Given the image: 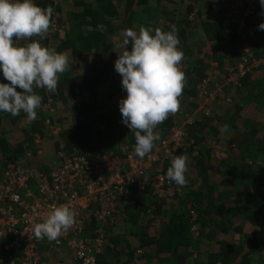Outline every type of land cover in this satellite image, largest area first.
<instances>
[{
    "label": "trees",
    "instance_id": "16d2710c",
    "mask_svg": "<svg viewBox=\"0 0 264 264\" xmlns=\"http://www.w3.org/2000/svg\"><path fill=\"white\" fill-rule=\"evenodd\" d=\"M33 2L41 8H46L49 5L53 7L52 0H33ZM124 2V12H121V7L114 4L113 0H77V6L81 10L72 12L69 19H67L68 14L71 12L66 10L65 5L60 4L58 7L60 21L57 14L54 13L52 25L56 26L59 31L64 30L67 33L66 40L62 41L59 47L63 50H70L69 56L72 61L77 66L80 64L78 71L76 68H72V65L70 66V61L68 70L63 73L64 77L58 79L56 94L53 95L44 88L40 89L38 94L42 97L41 113L37 111L38 108L35 120H28L23 111L17 116L0 113V169L5 168L4 164L8 163L26 169L32 176L29 186L34 191L40 179H50L51 175L61 168L62 163L58 157L61 152L69 158L83 157L90 160L99 154L115 153L119 155L122 148L128 147L134 150V131H129L127 137L123 139L121 138L124 133L118 136V141L121 139L118 144L119 148L115 147L117 139L113 132V124L117 121L116 118H122L119 103L126 97V92L111 80L116 74L113 62L118 56L111 51L125 45L124 32L126 29H133L137 33L141 26L153 29L150 22H155L158 14L151 16V12L144 10L142 13L148 14L147 20L138 19L131 14L134 0H124ZM254 4L255 16H257L260 9V12L264 9L261 8L259 0H255ZM195 5V7L188 6L185 15L179 16V27L176 29L180 40L179 48L183 53L186 51L185 44L190 42L188 32H192L193 28L198 27L196 21L201 23L202 18L199 17L202 16L199 9L202 8L203 3ZM206 5L207 9H211V2L208 1ZM195 8H198V11ZM216 11H218L219 21L216 19L215 22H206L205 26L208 27L206 31L209 38L215 42L214 47L221 48L226 40L222 31H226L227 35L230 33L231 38L234 37L236 25L232 23L229 16L234 19L237 17L233 16L229 7H224L220 0L216 1ZM58 22L65 25L63 29L58 27ZM224 22H228V28H224ZM171 28L172 26L167 29ZM58 34V32L55 33V35ZM244 34L247 40L241 41L239 34L237 40L239 45L243 46L247 41L251 43L254 59L262 60L264 63V57L260 56L258 51L255 53V47L264 50L259 44L260 42L253 43L250 35L246 34V30ZM47 35L49 36L47 42H50V32ZM55 35L54 37H56ZM222 37L224 41H220ZM30 39L26 38L25 40ZM13 40L15 46L24 47L21 46L20 40L15 37ZM126 48L131 50V43L127 44ZM222 59L223 57L217 59L221 65L234 68L233 65L227 63L228 59L224 62ZM196 61L197 66L192 71L198 74L195 75L198 79L204 78L205 65L203 63L205 60L202 58ZM260 66L259 70L264 71V64ZM251 72L252 70L238 79V86L226 87L219 94L217 100L219 105L225 100L228 101L227 96L230 95L228 104L232 105V111L227 113L229 117L225 115L226 113L215 116V108L218 107L215 105L217 101H213L205 108L210 110L211 116L218 123L219 128L216 127V133L226 127H231L234 131L233 136L226 144V155L229 154V160L224 163L221 160L217 172L220 173L224 168L232 172L231 165L237 161L241 163L234 167L237 170L235 174L228 172L231 178L223 180L220 186H229L233 191H240L243 195L258 192L260 201L264 203V124L258 127L251 122L259 120L257 111L252 113L254 120L241 116V112L246 106L244 101L252 100L256 103V109L264 108V86L255 87L256 82L264 84V75H259L260 78L254 80ZM0 76L2 77L1 74ZM204 79L191 90L198 94V87ZM0 83L9 82L3 78ZM104 84L107 85L104 87L106 89H102ZM243 89L247 90L245 93L247 96L240 102L237 98L238 92L242 95ZM17 91L22 90L17 88ZM49 93L51 96L48 95ZM187 93L189 92L187 91ZM70 104L73 105L76 116L73 125L69 124L67 128H63L67 117L63 116L65 114L60 108ZM52 107L56 109V114L54 113L53 119H50L46 117V111ZM95 116L98 117V120L92 122L90 119ZM181 116L177 113L178 118ZM199 116L204 117L203 114ZM236 121H238L237 124ZM171 125V122L162 124L163 134L160 136L159 133L158 142L166 137H168L167 141L171 139ZM50 127L62 129L60 135L53 136L48 131ZM185 132L186 142L182 144L187 142L190 144L182 146L181 149L173 152V155L166 153L162 143L157 144L162 148L156 159L159 166L155 169L156 173L153 174L152 181L145 187L142 195L133 197L131 201L124 204L123 209L117 210L118 213L114 214L111 220H107L104 225L96 218H93L88 224L86 230L89 237H95L101 227L107 235L103 252L96 255L97 264H118L122 261H125L124 264H233L243 260L241 256L244 260L248 259V252L245 253L247 249L237 243L234 237V243L229 245H225L222 241L218 242V240L214 242V238H212V235L215 234L213 226H216L215 223L220 217L231 219L236 216V210L225 209V204L221 202V195L215 201L212 193L211 195L205 194L200 188L196 191L187 190L188 186L178 187L173 181L166 178L167 170L175 157L186 156L193 143H202V138L198 136V130L190 132L185 130ZM12 133H14V137L10 138ZM220 147L224 148L223 143L219 144L218 148L221 149ZM160 148L158 147L157 151H160ZM202 148L208 152L206 159L203 158L198 163L195 162L196 165H191L190 161H194L191 159L187 163V168L199 166L201 171L212 169V160L216 159L213 153L215 150L206 147V145H203ZM229 150L231 153H228ZM119 156L124 159L123 155ZM259 162L262 164L260 165ZM157 174L165 177L166 183L173 190L172 196L168 194L163 197L154 195L152 182ZM35 195L37 196V192ZM171 200L179 201L180 205L178 204L173 211L171 209L164 210L165 203ZM243 201L241 205L248 209L255 208L258 203L257 197L252 202ZM251 217L255 218L254 211L251 213ZM193 228H196L195 231ZM220 229L219 233H223V229ZM48 242L52 245L54 241L48 240ZM195 253L199 259L202 256L205 258L199 262L197 258L193 257ZM55 254L71 257L73 264H83L66 245L55 253H51L48 246H43L40 256L41 263L46 264L43 262V256Z\"/></svg>",
    "mask_w": 264,
    "mask_h": 264
},
{
    "label": "built area",
    "instance_id": "2783aa9c",
    "mask_svg": "<svg viewBox=\"0 0 264 264\" xmlns=\"http://www.w3.org/2000/svg\"><path fill=\"white\" fill-rule=\"evenodd\" d=\"M220 1L237 17L235 20L241 41H245L247 20L255 16V0ZM56 32L64 33L53 26L51 36ZM25 39L19 40L22 42ZM237 54L240 62L235 69L226 67L220 73V69L214 65L202 82L200 90L203 91L200 93L203 104L198 111L199 115L211 117L210 110L205 107L216 100L213 89L222 93L225 86H238L240 77L261 65L260 61L254 59L252 46L248 41L237 50ZM196 114L197 112L194 116ZM188 115H185L186 123L191 125L194 118L187 117ZM185 130L184 126L177 125L173 128L171 139L162 143L166 153L173 155L182 146L190 144H182L186 142ZM48 131L58 137L62 129L50 127ZM121 155L124 159L119 155L99 154L88 160L83 157L69 158L61 152L58 154L61 168L50 179H40L35 191L29 186L32 176L26 169L12 163L4 164L5 168L0 169V264H43L40 258L43 246H48L49 251L55 253L64 245L83 264H97L96 255L103 252L107 235L101 227L95 237H89L86 230L88 224L96 218L104 225L118 213L121 201L131 199L132 190L144 191L146 166L154 159L151 155L141 159L128 147L123 148ZM165 180L161 174L155 176L152 182L154 195H173L171 186ZM63 204H67L76 213L74 225L52 245L46 238L37 239L33 232L34 225L43 222L53 206ZM193 229L195 231L196 228Z\"/></svg>",
    "mask_w": 264,
    "mask_h": 264
},
{
    "label": "clouds",
    "instance_id": "9594fccd",
    "mask_svg": "<svg viewBox=\"0 0 264 264\" xmlns=\"http://www.w3.org/2000/svg\"><path fill=\"white\" fill-rule=\"evenodd\" d=\"M259 3L264 9V0ZM53 15L51 5L41 8L33 0H0V74L9 82L0 83V113L17 116L23 111L28 120H35L42 97L34 91V86L54 93L59 74L68 70L67 53L43 47L35 40L26 47L14 45V37L45 39ZM251 19L247 20L246 31ZM258 30L264 31V23ZM124 36V44L131 43V50H124L114 64L127 94L119 103V111L122 123L134 131V153L142 159L151 153L154 141L159 139L153 130L180 107L179 98L185 86V73L180 68L183 52L174 25L168 32L143 26L138 33L126 29ZM28 41H22L21 46ZM196 117L191 125L196 123ZM187 170V157L179 155L171 161L166 178L183 187L187 184ZM146 172L148 177L147 166ZM75 216L67 204L53 206L47 218L34 225V235L37 239L55 241L74 225Z\"/></svg>",
    "mask_w": 264,
    "mask_h": 264
},
{
    "label": "crops",
    "instance_id": "0c3cea01",
    "mask_svg": "<svg viewBox=\"0 0 264 264\" xmlns=\"http://www.w3.org/2000/svg\"><path fill=\"white\" fill-rule=\"evenodd\" d=\"M211 2L212 6L211 9H207V2ZM216 1L217 0H134L133 2V12H131V14L134 16H136L138 19L141 18L142 20H147L148 18V14L146 13H142L144 10L149 11V13L152 15L158 14V18L156 20H154L155 22L151 21L150 25H153V29L159 28L164 32H168L171 31V29H167L170 26H175L176 28L179 27V16L180 15H185V13L188 11V6H193L195 7L196 3L197 5H199L200 3H203V6L201 9H199L200 11V15L202 17H199L201 19V23L199 21L197 23L196 28L192 29V32H188V35L190 37V42H188L186 45V51L183 53V60L180 64V68L181 70L185 73V86L182 92L181 97L179 98V102H180V107L178 109V111L174 114H169L168 118L164 121L165 123L167 122H171V127H170V133H172L173 128L176 125H182L185 127V129L190 132V131H195L198 130V136L200 138H202V143H193L192 147L189 149V153L186 155L187 157V163L188 161H190L191 159H193L194 161H190V163H192L191 165H196V163H198L200 160H202L203 158L206 159V153H208L206 151V149L202 148L203 145L208 148H213L215 151L213 152L214 155L216 156L214 159L212 160V169L209 168V170L207 171H201L199 170L200 167L199 166H190V169L187 168V172H186V180H187V184L185 186H188L187 190H191V191H196L199 188L203 189V192L209 193L211 195H214V199L215 201H217V199L219 198V196H222V200L221 202L223 204H225V209H232V210H236V216H233V218L229 219V218H223L220 217L217 222L215 223L216 226H213L214 228V235H212V238H214V242H220L222 241V243H224L225 245H229V244H233V237L234 240L237 241V243H239L240 245L242 244L245 249H247L245 251L248 252V259L244 260V258L241 256V258L243 260H241L240 262L237 263H233V264H264V203L260 201V197L258 196V192L257 193H252V194H246L243 195L240 191H233L232 188H230L229 186H224L221 187V182L223 180H226V178H231V176H229L230 174H235L237 172V170L234 169V167H236L237 165L239 166V164H241L240 162L237 161V163H233V165H231L232 167V172L227 171L225 168L224 170H222L220 173L217 172V167H219V164H221V160L222 163H224L225 161H228L229 158V154L226 155V144L228 143L229 139L233 136L234 131L233 128L231 127H226L223 130H220V132L216 133V127H218V123L217 121L214 120V118H205V117H201V116H197L195 119V124L194 125H188L186 123L187 119L186 116L187 114H191L194 112H197L201 107H200V101L199 99H197V94L195 91L191 90L194 86H196L199 82H201L204 78L207 77V73H209L211 71V69L213 68L214 65H217L219 72L223 73L226 69V66L222 67L221 62L217 59L218 57L221 59L223 57V62L224 60L228 59L230 65L234 66V69L237 67L236 64H238L239 60L237 57V50L241 47L239 45V41L238 40V35L240 34V30L239 27L237 26L238 24L236 23V20L229 16L232 19V23H234L236 25L235 28V33H234V37L231 38V35L229 33V35L226 34V31H222L225 37V41L222 37V40L220 41H224L223 47L221 46V48H217L214 47L215 46V42L214 40L210 39L208 36V32L206 31L208 29V27L205 26L206 22H215L216 19L217 21H219V19L217 18V13L218 11H216ZM53 2V9H54V13L57 14V17L59 18V9L58 7L61 5H65L66 6V10L71 12L68 14V18H71V14L72 12H80L81 8L77 6V0H52ZM114 4L118 5L121 7V12H124L123 7L125 5L124 0H113ZM124 2V3H123ZM195 10L198 11V8H195ZM261 11V9H260ZM259 11V14L257 16H255V18H253L252 20H250L249 22V30L246 31L247 34L250 35V38L252 40L253 43L256 44V42H260L259 44L264 48V31L258 30V26L261 23H264V15H262ZM137 14H140V16H137ZM128 17V16H127ZM60 21V18H59ZM120 21V20H119ZM52 20H51V27L49 29V32L52 30ZM228 22H224L223 26L224 28H228ZM65 25H61L58 22V27L60 29H63ZM230 29V28H229ZM63 34L62 32L59 33L58 35L51 36V40L55 41L56 43L53 44L50 42H47L49 36L46 35V38L43 40H40V38L38 36H34L32 37L27 43L26 45H24V47H26L29 43H31L33 40L38 41L43 47H47L49 49H55L58 53H67L68 56V63L71 61L70 66L72 65V68H76L77 71L79 69V65L77 66V64H75L72 61V58L69 56L70 50L66 49H60V45L62 44V41L64 42V40H66L65 38H67V33H65V31L63 30ZM154 34V33H153ZM48 36V37H47ZM56 38H58V40H56ZM16 41V40H15ZM228 42V44L226 43ZM55 45V46H52ZM124 50H128L126 48V45H122V48L120 49H116V50H112L111 53H115V55H121L122 52ZM130 51V50H129ZM258 51L259 55L264 57V50H262V48L255 47V53ZM254 52V51H253ZM254 53V54H255ZM118 56L116 59H114L113 62V66L115 64V61L118 59ZM205 60V63H203L205 72H204V78L202 77L201 79H198L195 75V72L193 73V68L197 66V61L196 60H200L202 59ZM260 63L262 64V60H259ZM80 63V61H79ZM221 66V68H219ZM69 67V64H68ZM261 66H258L257 68H253L251 74H252V79L257 80L259 77V75H264V71L259 70ZM78 73V72H77ZM2 75V74H1ZM62 75V76H61ZM206 76V77H205ZM60 77H64L63 74H59V78ZM3 79V77L0 76V80ZM112 81H115L113 83H115L118 87H122L121 85V80L122 77L116 72L115 75H113V78L111 79ZM6 81V80H5ZM197 81V82H196ZM196 82V83H195ZM259 85L264 86L263 83H258L256 82V86L258 87ZM107 85H102V89H106L104 88ZM41 88H35L34 86V91L38 94V92L40 91ZM191 90V91H190ZM187 91L189 93H187ZM247 90L243 89V94L241 95L240 92H238V97L240 102H242V99H245V97L247 96L246 93ZM56 94L53 93V95ZM48 95L51 96V94L49 93ZM47 95V96H48ZM127 95V94H126ZM183 97V99H182ZM126 98V97H125ZM248 101H252V100H247L244 101L246 106L244 108V110L241 112V116L242 117H246L248 119H253L252 117V113L253 111H257V115L259 117V120L257 121H251L253 124L257 125L258 127L264 124V108H260V109H256V103L255 102H248ZM218 102V101H217ZM217 102L215 103V105H217ZM60 103V102H59ZM219 103V102H218ZM60 105V104H59ZM231 105L226 104L225 102L220 103V105H218V107L215 108V113L216 114H224L227 115L228 112L232 111V107H229ZM200 107V108H199ZM244 107V106H243ZM65 107H62L60 109L64 110ZM73 108V107H72ZM39 109L41 110V108L39 107ZM73 113L72 115L70 114V109L67 110V112L65 111V115L67 119L65 124L63 125V128H67V126L69 124L73 125V121L74 118L76 116L75 113V109H73ZM38 111V110H37ZM56 109L55 108H51L50 110L46 111V117L53 119L52 116L54 115V113L56 114ZM177 113L182 115L180 118L177 117ZM228 116V115H227ZM229 117V116H228ZM205 118V119H203ZM117 121L114 122L113 127H114V134L116 135V139L118 136L122 135L123 139L124 137H127V134L129 131H131L129 128H127V126H125L122 123V118H116ZM226 119V118H225ZM244 119V118H243ZM92 122H96V120H98V117L96 118L93 117L90 119ZM231 120V119H230ZM245 120V119H244ZM163 122V123H164ZM158 125L153 131L154 134H158L160 133V136L163 134V127L162 124ZM238 123V121H236V124ZM204 128H201V127ZM206 126V127H205ZM219 128V127H218ZM169 133V134H170ZM120 139V140H121ZM168 137L161 139L160 142H158V140L154 141V147L153 150L151 151V153L147 154L145 157H147L148 155H151L152 157H154V159H151L148 162V177L146 180V184H150V181L153 178V174L156 173L155 169H157V166H159V163H156V159L155 156L157 155V153L159 154L158 150V143H163V142H167ZM120 140L116 141V146L117 148H119V142ZM214 141V142H213ZM217 141V142H215ZM223 143L224 148L219 149L221 152L218 151V146L220 143ZM210 145V146H209ZM123 149V148H122ZM121 150V149H120ZM231 153V151L229 150L228 153ZM121 154V152L119 153V155ZM220 162V163H219ZM260 165L262 164L261 162H259ZM231 164V163H230ZM192 167V168H191ZM222 167V166H221ZM229 167V166H228ZM193 169V170H192ZM228 169V168H227ZM229 172V173H228ZM254 187V186H253ZM144 191L139 192L138 190H133L132 191V197L131 199H127L124 201L120 202V209H123V205L126 204L128 201H131L133 199V197H138L140 195H142ZM243 195V196H242ZM257 197V206L255 208H251L248 209L247 208H243V206L241 205V202H252L255 198ZM240 202V203H239ZM238 203V204H237ZM178 204L180 205L179 201H167L165 203V208L164 210H170L173 211ZM254 211L255 213V218L251 217V213ZM245 212V213H244ZM244 213V214H243ZM151 216L149 215V218ZM148 218V219H149ZM260 222V224H259ZM223 229V233L220 232L219 230H221L220 228ZM212 229V228H211ZM236 237V238H235ZM207 254V252H206ZM47 257L43 256V262H45L46 264H73L72 262V258L71 257H67V256H61V254H55V255H46ZM194 258H197L199 260V262L205 258V256H202L200 259L197 257V253L194 254L193 256ZM125 261H122L118 264H124ZM144 264V263H143ZM221 264V263H218Z\"/></svg>",
    "mask_w": 264,
    "mask_h": 264
},
{
    "label": "rangeland",
    "instance_id": "374dc122",
    "mask_svg": "<svg viewBox=\"0 0 264 264\" xmlns=\"http://www.w3.org/2000/svg\"><path fill=\"white\" fill-rule=\"evenodd\" d=\"M56 40H58V38H56ZM51 43L55 44L56 42L51 40ZM52 46H55V45H52ZM209 73H210V72H209ZM207 75H208V73H207ZM231 86H232V85H231ZM231 86H229V87H231ZM225 87H228V86H225ZM200 88H202V84L199 85V87H198L199 91H198V94H197V99H199V101H200V107H201L202 104H203V103H202V99H203V97H202V94H201L203 90H202V89L200 90ZM213 90H215V92H216V96H214V99H216L215 101H217V100L219 99V94H221V93L217 92L216 89H213ZM200 92H201V93H200ZM54 93H55V92H54ZM199 93H200V94H199ZM214 95H215V94H214ZM214 99H213V100H214ZM227 99H228V101H227V100L223 101V102H225L226 104L229 103L230 95L227 96ZM213 100H211V102H212ZM208 105H209V104H208ZM217 105H219L218 102H217ZM72 106H73V105L70 104L69 106H67V107L64 108V110H65L66 112H67L68 109H70L69 112H70L71 115H72V113H73V111H74L73 108H72ZM200 107H199V108H200ZM229 107H232V105L229 106ZM61 110L64 112V114H67V113H65V111H64L63 109H61ZM38 112L41 113L40 109H38ZM194 113H195V112H194ZM194 113L189 114L187 117H193V118L196 117V116H194ZM180 114H181V113H180ZM216 115H218V114L215 113V116H216ZM12 136L14 137V133H12L9 137L11 138ZM159 144H160V143H159ZM49 146H50V145H49ZM157 146L160 148V145H157ZM161 149H162V148H160V151H158L159 153H161ZM218 151L221 152V151L219 150V148H218ZM111 154H113V153H111ZM157 154H158V153H157ZM113 155H117V154L114 153ZM148 157H149V155L147 156V158H148ZM193 230H194V229H193Z\"/></svg>",
    "mask_w": 264,
    "mask_h": 264
}]
</instances>
